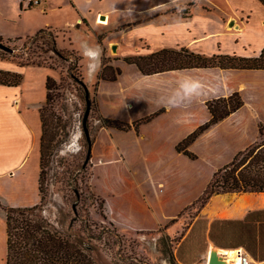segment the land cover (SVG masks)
Segmentation results:
<instances>
[{
  "label": "rangeland",
  "instance_id": "obj_1",
  "mask_svg": "<svg viewBox=\"0 0 264 264\" xmlns=\"http://www.w3.org/2000/svg\"><path fill=\"white\" fill-rule=\"evenodd\" d=\"M23 1L0 0V33L4 36L3 44L16 50L15 56H22L24 61H41L43 65L20 66L16 60L3 61L21 70L23 101L26 105L31 103L25 116L36 129L40 128L39 109L45 102V81L51 69H55L53 77L58 83L54 106L48 114L52 123L48 138L53 134L55 137L44 158L39 214L52 220L66 234L82 235L90 247L93 264H204L200 254L207 244L222 247L227 241L216 230L220 238L216 245L210 237L212 223L229 219L225 217L234 204L228 195L213 196L200 210L194 202L218 168L256 141L258 125L261 121L264 124V112L254 115L243 110L240 118L243 124L230 119L212 126L186 148L196 155L191 159L176 147L209 120L206 102L217 99L213 94L205 91L199 98L178 107L165 104L169 94L138 97V88L143 83L135 82V78L142 74L125 59L142 54L135 47L119 49L113 42L111 47L103 46L100 50L97 71L89 76L88 61L75 50L84 58L76 60L75 51L64 42L69 37L67 33L73 30L66 27V21L71 19L69 10H49L50 4L45 12L49 3L46 0L24 11L20 7ZM192 1L176 3L169 11L180 9L186 13ZM55 23L61 31L67 29L63 33L65 38L48 27ZM97 23L103 24L100 17ZM43 28L46 31L35 40L26 39ZM48 32L59 36L61 55L51 50ZM99 32V43H102L106 32ZM141 45L144 52H153L148 44ZM9 57V52L0 48V59ZM117 69L120 73L116 81L97 83L98 73L110 76L117 74ZM158 84L154 87H159ZM148 87L152 85L143 88ZM86 89L91 108L85 121ZM69 94L75 99L69 101ZM155 112L160 114L151 122L140 124L138 130L127 129V124L132 125ZM19 180L27 183L24 177ZM17 182L18 179L0 178L2 216L5 205L22 207L13 205L25 200L18 199L15 193ZM32 196L33 193H27V198ZM159 200H167L164 209L158 207ZM257 218L263 220L264 214L252 216V222ZM2 231L0 256L3 253L6 261L7 237L3 234V241ZM233 237L230 235L229 241ZM250 264H264V259L251 255Z\"/></svg>",
  "mask_w": 264,
  "mask_h": 264
},
{
  "label": "crops",
  "instance_id": "obj_2",
  "mask_svg": "<svg viewBox=\"0 0 264 264\" xmlns=\"http://www.w3.org/2000/svg\"><path fill=\"white\" fill-rule=\"evenodd\" d=\"M181 1L183 0H47L49 3L46 4L45 12L50 4L49 10H69L71 19L66 21V27L73 30L67 33L69 37L64 39V42L69 43L71 49L79 51V54H81L80 45L83 41L98 49L99 52L103 46L111 47L113 42L118 44L119 49L135 47L138 49L137 53L142 55L149 54L144 52L141 45L145 43L152 51L162 48H187L206 56L228 54L251 57L259 55L264 48V5L259 0H195L194 4L189 5L188 12L184 14L180 9L178 12L169 11V8ZM55 2L58 3L57 6ZM20 7L24 8V11L30 9L26 8L22 2ZM98 17L102 19L107 17L108 24L97 23ZM48 27L57 29L61 36L64 35L65 30L67 31V29L61 31L62 28H59L56 23ZM99 31L106 32L102 43H99L98 34H101ZM0 37L4 36L0 33ZM116 47L114 45L113 48L116 49ZM4 60L7 59H0L1 70L21 71L19 67H13L8 62H3ZM55 72L51 69V74H47V77H53ZM136 76L135 82H142L143 87L152 85L148 89L138 88V97L142 99L156 97L155 93L170 94L176 88L178 79L182 77L201 80L205 85V91L216 98L228 97L235 91L239 92L243 98V106L219 123L235 119L243 124V119L240 120L243 110L254 115L264 112L263 69L194 68ZM157 82L160 88L154 87ZM21 83L17 86L0 84V178L18 179L15 193L18 199L21 197L25 200L15 202L13 205L30 207L41 200L39 175L42 128L40 109V128L38 129L25 116L27 107H30L31 103L24 104ZM168 109L169 107L167 112ZM34 171L35 174H32ZM19 177L27 179L28 184L21 183ZM28 192L33 193L30 199L27 198ZM221 195L233 198L234 205L225 218L245 220L250 212L264 210V194ZM160 200L158 207L164 209L167 200ZM153 208L156 209L154 206ZM113 221L118 224L117 221ZM254 223L260 225L264 223V219L257 218ZM1 229L4 241L3 234L7 237V231L2 215H0V231ZM212 245L207 244L204 253L200 254L203 262L207 259L209 247ZM214 247L222 248L215 245ZM233 249H241L251 258L244 248ZM3 255L2 253L0 256V264H6Z\"/></svg>",
  "mask_w": 264,
  "mask_h": 264
},
{
  "label": "trees",
  "instance_id": "obj_3",
  "mask_svg": "<svg viewBox=\"0 0 264 264\" xmlns=\"http://www.w3.org/2000/svg\"><path fill=\"white\" fill-rule=\"evenodd\" d=\"M259 1L264 5V0ZM194 2L195 0L189 5L194 4ZM50 29L54 28L50 27ZM45 31L44 28L40 29L26 39L35 40ZM48 34L50 36L51 50L61 55V51L58 48L59 36L57 37V35L51 32H48ZM17 40L19 38L15 41ZM3 41L4 39L0 37V42L3 43ZM10 41L5 42L8 43ZM72 51L74 52L75 50ZM7 52H9L11 57L4 59L16 60L20 66H43L41 61H24L22 56H15V49ZM75 53L76 60H83V57H80L76 51ZM125 61L135 65L143 75H154L194 68L264 70V48L259 55L251 57L228 54L206 56L190 51L187 48H162L148 55L128 57ZM68 71L71 73V64L68 67ZM116 71L117 74L114 73L110 76L98 73L97 83L99 80L116 81L120 70L117 69ZM22 80L23 76L20 72L0 70L1 85L17 86ZM57 84V80L54 77H47L46 98L40 107L42 134L40 139L39 191L41 193V201L43 199L44 158L47 155L46 150L49 149L52 138L55 137L53 134L52 138H48L52 127L49 115L50 110L54 106ZM206 106L210 114L209 120L200 125L176 147L178 152H183L191 159H194L196 155L189 152L186 148L209 128L239 110L243 106V100L240 94L236 92L229 97H220L214 101H207ZM129 108H132V106L129 105ZM159 112L146 116L132 125L127 124L126 127L127 129L134 127L135 130H138L140 124L151 122L160 114ZM258 134V141L256 140L245 149L239 151L228 163L218 168L212 174V178L202 195L194 202L198 210L204 208L210 199L216 195L264 193V124L262 122L258 125ZM181 144H184V146L181 147ZM1 205H3L2 202L0 203ZM39 208V204L32 207L5 205L3 218L6 222L7 231L6 264H93L92 257L89 254L90 247L84 241L82 235L76 237L60 231L52 220L39 214ZM260 214H264V210L250 212L245 220H215L211 226L212 232L210 237L218 245L217 241L220 238L217 235L221 232L224 235L221 238L227 240L224 244H221L222 248L244 247L245 251L249 254L251 253L255 259L262 260L264 259V223L257 225L252 222L254 221L252 216L256 217ZM233 228L235 229L233 230ZM216 230L217 232L219 230V232L217 233ZM230 235L234 236L231 238V241H229Z\"/></svg>",
  "mask_w": 264,
  "mask_h": 264
},
{
  "label": "clouds",
  "instance_id": "obj_4",
  "mask_svg": "<svg viewBox=\"0 0 264 264\" xmlns=\"http://www.w3.org/2000/svg\"><path fill=\"white\" fill-rule=\"evenodd\" d=\"M81 55L88 61L87 74L93 76L98 68V61L100 59V52L95 47L83 41L80 45ZM205 92L204 83L193 77H182L177 81L176 88L165 98V104L178 107L181 104L191 102L193 99L199 98ZM69 101L75 98L69 94L67 96ZM78 115V114H76ZM75 119V115H74Z\"/></svg>",
  "mask_w": 264,
  "mask_h": 264
},
{
  "label": "bare ground",
  "instance_id": "obj_5",
  "mask_svg": "<svg viewBox=\"0 0 264 264\" xmlns=\"http://www.w3.org/2000/svg\"><path fill=\"white\" fill-rule=\"evenodd\" d=\"M101 21L103 22V24H108V18H104L102 19L100 17ZM264 194V193H261ZM261 196V195H260ZM262 202V201H261ZM209 251L211 253V251H215L214 255L220 254L224 256V262H222L221 264H240L241 258H240V254H241V249H224V248H217L214 246H210L209 247Z\"/></svg>",
  "mask_w": 264,
  "mask_h": 264
},
{
  "label": "water",
  "instance_id": "obj_6",
  "mask_svg": "<svg viewBox=\"0 0 264 264\" xmlns=\"http://www.w3.org/2000/svg\"><path fill=\"white\" fill-rule=\"evenodd\" d=\"M0 48L5 50V51H12V49L10 47L6 46L2 42H0ZM86 91H87V89H86ZM90 108H91V102H90L89 94H88V91H87V110H86V113H85V121L87 120V117L89 115ZM214 252L215 251H211L208 264H221L222 262L225 261L223 255H219V254L214 255ZM206 260H205L204 264H206Z\"/></svg>",
  "mask_w": 264,
  "mask_h": 264
},
{
  "label": "built area",
  "instance_id": "obj_7",
  "mask_svg": "<svg viewBox=\"0 0 264 264\" xmlns=\"http://www.w3.org/2000/svg\"><path fill=\"white\" fill-rule=\"evenodd\" d=\"M22 3L27 8V7L40 5L42 3V0H24ZM209 258H210V254L207 257L206 264H208ZM240 258H241L240 264H250L251 262V258L245 252H241Z\"/></svg>",
  "mask_w": 264,
  "mask_h": 264
}]
</instances>
